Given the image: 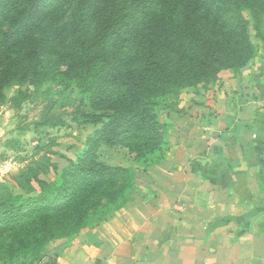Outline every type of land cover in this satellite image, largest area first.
<instances>
[{
    "label": "trees",
    "instance_id": "trees-1",
    "mask_svg": "<svg viewBox=\"0 0 264 264\" xmlns=\"http://www.w3.org/2000/svg\"><path fill=\"white\" fill-rule=\"evenodd\" d=\"M221 1L229 5L232 20L213 39L209 29L200 27L201 15L190 0H180L171 17L160 8L165 0H89L69 18L70 54L86 68L75 87L81 95L96 97L92 102H98L99 107L112 110L94 113L81 108V101L76 105L75 116L80 115L84 124H100L91 141L125 145L135 158L148 162L163 156L167 131L159 112L177 110L184 82L200 72L214 76L224 68L237 70L249 56V23L242 11L249 12L255 36L264 43V17L259 9L264 0ZM152 4L156 5L151 19L145 18L138 27L135 12ZM227 31H234L235 36L230 37ZM6 36L0 35V42ZM30 43L24 53L22 82L38 90L49 80V72L39 59L37 44ZM128 46L132 47L130 61L118 54ZM175 57L180 59L176 66ZM13 70L10 63L0 65V92L9 85ZM28 92L19 90L8 101L19 108ZM44 152L19 170L29 191L34 189L32 184L36 186L34 195L24 197L0 187V236H6L0 239V251L2 259L10 262L17 259L16 252L37 255L22 264L47 258L41 253L51 239L72 236L86 225L88 211L102 198L106 204L121 200L124 188L131 185L127 179L115 181L129 169L96 167L87 153L62 169L60 181L46 180L39 175L55 172L58 166L47 154L52 151Z\"/></svg>",
    "mask_w": 264,
    "mask_h": 264
},
{
    "label": "rangeland",
    "instance_id": "rangeland-1",
    "mask_svg": "<svg viewBox=\"0 0 264 264\" xmlns=\"http://www.w3.org/2000/svg\"><path fill=\"white\" fill-rule=\"evenodd\" d=\"M32 1L0 0V35H7L0 42V65L10 63L14 67L9 85L0 92V187L6 186L12 193H21L24 197L34 195L36 186L32 184L34 189L29 191L19 176V170L32 158L44 154L47 149L52 151L47 152L49 158L58 166L55 172L39 175L49 181H60L62 169L67 168L70 162H76L83 153H87L88 159L96 167L129 169L126 174L117 175L115 180L120 182L127 179L131 182L129 187L124 188L122 199H113L106 204V198H102L99 205L88 211L86 225L75 230L72 236L111 219L116 211L134 201L138 194H148L145 189L153 187L154 184L161 185L165 171L175 169L183 156L199 150L200 144L205 143L203 141L212 140L211 133L201 130V136L200 129L203 124L211 121L215 113L213 108L221 109L232 104L237 108V105L244 103V97H239V93L249 91L253 84L257 89H264V43L255 36L251 16L244 10L241 13L248 20L251 43L246 54L249 56H246L244 64L237 70L221 69L214 76L200 72L190 77L188 82H184L178 96L177 110L159 112L161 120L166 123L167 131L163 156L151 162L145 161L144 158H135L134 152L125 145L111 146L91 141L100 124H84L82 117L75 116L74 113L80 101L81 108L87 112H112L111 109L99 107L96 104L98 102H92L96 97L81 95L75 87L76 79L86 68L70 54L68 21L81 11L89 0H36L34 6ZM179 1L165 0V5L160 8H164L163 11L171 17ZM190 2L198 7L201 15L200 27L209 29L211 39L217 38L222 27L231 24L229 5L221 0H216L215 3L210 0ZM155 5L135 12L134 18L138 27L145 18L151 19ZM259 9L264 17V2L260 3ZM226 34L235 36L234 31H227ZM31 41L37 44L39 59L49 72V80L38 90L22 82L24 53ZM130 47L128 46L127 50H118V54L125 60L131 59ZM174 60L176 66L180 59L175 57ZM19 90L29 92L21 106L14 108L8 98ZM130 175L131 179L128 180ZM140 188L144 190H138ZM4 238L5 235L0 236V239ZM52 240L47 243L42 255H47ZM16 253L17 259L10 262L6 258L2 259L3 254L0 251V264H22L37 256H22L19 255L20 252Z\"/></svg>",
    "mask_w": 264,
    "mask_h": 264
},
{
    "label": "crops",
    "instance_id": "crops-1",
    "mask_svg": "<svg viewBox=\"0 0 264 264\" xmlns=\"http://www.w3.org/2000/svg\"><path fill=\"white\" fill-rule=\"evenodd\" d=\"M251 88L239 93L237 108H213L200 129L212 140L165 171L161 185L138 191L100 225L53 239L46 257L54 264H264V89Z\"/></svg>",
    "mask_w": 264,
    "mask_h": 264
},
{
    "label": "built area",
    "instance_id": "built-area-1",
    "mask_svg": "<svg viewBox=\"0 0 264 264\" xmlns=\"http://www.w3.org/2000/svg\"><path fill=\"white\" fill-rule=\"evenodd\" d=\"M25 264H49L47 258H43V259H40V260H37V261H30V262H27Z\"/></svg>",
    "mask_w": 264,
    "mask_h": 264
}]
</instances>
